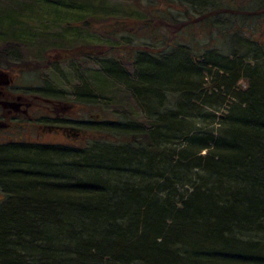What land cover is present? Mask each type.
I'll list each match as a JSON object with an SVG mask.
<instances>
[{"label":"trees","instance_id":"trees-1","mask_svg":"<svg viewBox=\"0 0 264 264\" xmlns=\"http://www.w3.org/2000/svg\"><path fill=\"white\" fill-rule=\"evenodd\" d=\"M114 1L125 10L0 0V52H42L52 46L36 44L37 33L76 31L100 14L115 35L142 22L172 34L208 30L200 47L190 37L121 60L110 58L115 47L93 46L99 73L81 84L89 90L79 102L97 104L95 88H121L139 118L117 122L114 111L93 128L109 135L78 148L2 155L0 264H264V28L261 40L258 28H241L264 19V0ZM230 19L241 26L216 27ZM76 48L90 57V47Z\"/></svg>","mask_w":264,"mask_h":264},{"label":"flooded vegetation","instance_id":"flooded-vegetation-1","mask_svg":"<svg viewBox=\"0 0 264 264\" xmlns=\"http://www.w3.org/2000/svg\"><path fill=\"white\" fill-rule=\"evenodd\" d=\"M77 49L80 48L61 50L66 53L63 60L54 58L49 64L43 60L44 56L27 63V55L22 54V58L17 52L10 53L7 59L0 58V162L7 151L78 148L87 137L93 138L92 116L82 115L84 105L79 102L81 70L69 66L78 82L70 99L64 90L57 91L49 84L47 74L53 70L60 75L67 62H80L82 57L72 52ZM90 50L92 67L93 46ZM106 53L103 51L100 57ZM68 58L71 59L66 61ZM3 194L7 192L0 182V204Z\"/></svg>","mask_w":264,"mask_h":264},{"label":"rangeland","instance_id":"rangeland-1","mask_svg":"<svg viewBox=\"0 0 264 264\" xmlns=\"http://www.w3.org/2000/svg\"><path fill=\"white\" fill-rule=\"evenodd\" d=\"M88 1V0H83ZM94 2H103L105 4H108L110 6H114V8H117L118 12H122L124 9V6L114 0H92ZM154 7L160 8L163 6L160 3L153 4ZM94 9H97V5H93ZM159 9V10H160ZM134 17H138L144 21H150L151 16L146 12H137L136 10H133ZM103 14H100L99 19L93 23V20L90 21L89 27H81V29H75L76 31H62V30H54L50 31L49 35L46 36L43 34L42 36L36 34V44H42L41 39H47L48 44H51V48H46L42 52H46V54H42V52L37 51L35 49H29L24 50V48H9L6 50H2L0 52V58L7 59L9 57L10 53L17 52V54L23 57L22 54H26V62L30 63L37 59L45 60V63L49 64L51 59L54 58H60V60H63L66 53L61 52V50L64 51H71L72 48L75 46H99L102 47L101 50H103V47L108 45L109 47H115L118 52L120 53H111L110 58H114L116 60H121L120 57L123 59L133 58L137 55V53L143 51L145 48L152 46L151 48H154L153 50H160L164 48L165 46H170L171 48H174L176 50L178 46L181 45H190L191 41H189L190 37L194 38L195 41H193L198 47L206 44L208 41V34L207 31L204 30L205 28L201 27L200 24H198L195 28L187 27V30H183V28L179 33L172 34L169 30H154L155 26L153 27H146L143 23L140 25L137 29V26L131 31L126 32L121 35H115L114 33H111V26L108 25L109 22L103 21L102 17ZM120 18H124V15ZM178 21H185L182 16H179L177 18ZM235 20V21H234ZM230 19L229 21H222L220 25H216V27L220 26L225 29H229L232 26L235 28L238 25L241 26L242 23H239L237 19ZM171 21H167L168 25ZM243 29H248V31L254 30L258 28V34L253 33L252 37H254L257 40H261L260 34L262 33V28H264V19H257L254 18V20H248L244 27L241 26ZM205 31V32H204ZM255 31V30H254ZM113 32V31H112ZM169 32V33H168ZM212 32V31H211ZM224 32V31H223ZM206 33V35H205ZM216 34V32L214 33ZM258 36V37H257ZM152 41H154L156 45H153ZM46 42V41H45ZM44 42V43H45ZM72 42H75L74 45H72ZM3 48V47H2ZM99 50V49H98ZM1 51V50H0ZM105 51V50H104ZM133 51V52H132ZM103 52V51H102ZM132 52V53H131ZM120 55V56H119ZM72 58V57H71ZM71 58L66 59L69 60ZM135 58V57H134ZM65 60V59H64ZM89 58L88 57H82L80 62L77 61H70L67 62L64 66L61 67L60 75L59 73L55 71H49L47 74H49V84L52 85L57 91L64 90L65 95L68 96V98H71V92L73 91L75 86H78L77 78H75V75L71 73L69 66H72L74 68H77L81 70V81L82 83H93V79L95 78L96 74L99 73L98 69L99 67L93 63V66L91 67L89 64ZM55 75V76H54ZM92 78V79H91ZM48 79V76L47 78ZM118 80V79H116ZM54 83V84H53ZM105 83L101 80L99 82L100 86H103ZM89 89H83L80 90V94L83 92H87ZM93 93L95 94V97L98 98L99 102L97 104L89 103V101H85L86 104L83 106V116H92L93 121V128L98 126H101L103 123H106L109 121V118L112 116V112H120L117 116V122L121 121H127L128 118L137 119L139 118V111L135 110V108L131 104L126 101V97L124 96V93L121 88H117L116 92L113 90L112 87H106L104 89L97 90L96 88L93 90ZM86 97L89 98V96L84 93ZM88 100V99H87ZM105 105L107 107H105ZM119 110V111H118ZM124 113V114H123ZM121 114V115H120ZM122 116V117H121ZM106 119V120H105ZM101 123V124H99ZM97 134L99 137L108 136L109 134L106 132H98L96 130H93V134ZM96 135V136H97ZM4 155V154H3Z\"/></svg>","mask_w":264,"mask_h":264},{"label":"bare ground","instance_id":"bare-ground-1","mask_svg":"<svg viewBox=\"0 0 264 264\" xmlns=\"http://www.w3.org/2000/svg\"><path fill=\"white\" fill-rule=\"evenodd\" d=\"M261 59L264 61V58H261ZM261 59L257 58V60H259V63H260V61H262ZM191 66L196 67L195 65H191Z\"/></svg>","mask_w":264,"mask_h":264}]
</instances>
